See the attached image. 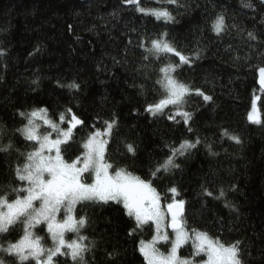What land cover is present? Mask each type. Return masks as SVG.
I'll use <instances>...</instances> for the list:
<instances>
[{
	"label": "trees",
	"instance_id": "obj_1",
	"mask_svg": "<svg viewBox=\"0 0 264 264\" xmlns=\"http://www.w3.org/2000/svg\"><path fill=\"white\" fill-rule=\"evenodd\" d=\"M248 2L255 11L244 6ZM152 4L173 19L145 15L124 0H0V51L5 53L0 56V147L12 144L0 152V196L7 194L10 201L24 196L12 188L24 187L14 169L34 147L17 131L27 125V114L47 109L52 121L71 113L84 121L61 149L68 162L82 157L90 134L104 131V122L114 118L105 154L111 173L124 168L151 181L164 204L174 197L183 200L189 231L207 232L225 244L239 240L247 264H264V92L258 84L264 44L247 35L251 31L264 39V6L259 0H140L145 9ZM220 15L225 29L217 35L212 26ZM158 39L170 42L190 63L173 53L146 51ZM169 64L178 65L171 74L176 80L213 98L185 96L182 110L193 114L188 124L174 111L146 110L164 97L158 81ZM73 82L79 90L68 87ZM255 103L260 123L248 119ZM197 139L195 148L177 153L179 168L152 176L173 148ZM74 214L88 218L77 235L78 241L87 237L83 264H147L139 248L141 241L153 239V227L130 236L135 222L122 204L87 201ZM21 236L20 225H14L0 235V246ZM0 258L20 264L3 252ZM54 261L81 264L70 255Z\"/></svg>",
	"mask_w": 264,
	"mask_h": 264
},
{
	"label": "snow or ice",
	"instance_id": "obj_2",
	"mask_svg": "<svg viewBox=\"0 0 264 264\" xmlns=\"http://www.w3.org/2000/svg\"><path fill=\"white\" fill-rule=\"evenodd\" d=\"M168 2L175 3L176 0H168ZM124 3L135 5L136 10L145 15L173 19L171 13L166 9H145L141 7L140 0H124ZM259 3L264 6V0H259ZM244 6L255 11V6L251 2L246 3ZM212 27L217 35L223 32L225 29L224 16H218ZM247 35L249 40L264 44V39L258 38L256 33L249 31ZM151 45V48L146 49V51L156 54L173 53L179 57L181 63H190V58L181 55L167 40H152ZM3 55L5 53L0 51V56ZM198 58L199 55H197ZM177 66L169 64L161 69L164 77L158 83L162 85L167 94L158 103L148 106L146 110L155 115L156 112L161 111L168 105H173L177 107L175 115L181 116L184 123L188 124L192 120L193 114L181 110L180 107L185 103V96L195 92V94L203 97L205 101L211 102L213 98L199 89L193 90L189 85L176 80L171 73L175 72ZM258 71L259 83L264 87V67H259ZM33 83L38 82L33 81ZM68 87L79 90L80 86L73 82ZM67 111L71 112V109ZM257 113L258 109L254 104L253 111L248 116L250 122H261ZM20 115L25 116V113H20ZM27 117L28 124L17 129V131L26 140L33 141L34 147L33 151L25 155L23 166L17 165L14 169L15 179L27 182V186L12 188V192H24L26 195L23 197L16 196L11 201L8 199L7 194L0 196V234L8 233L11 227L21 223L23 235L16 243L10 242L7 248L0 246V252L17 258L20 264L30 258L34 259L36 264H58L54 261V257L58 255H70L73 261L79 260L83 264L84 253L88 251V247L82 241L86 240L87 237L80 236L79 241L81 242L76 240L66 241L64 238L66 232L79 233V230L88 223L87 217L77 218L75 216L74 206L81 201H93L103 204L112 201L122 204L126 210V215L134 219L135 226L128 233L130 236L150 221L155 224L157 236L150 242L141 241L140 243L139 251L147 260V264H193L192 260L183 259L178 255V249L189 238L184 222L180 219L183 215L185 202L174 200L167 205V210L171 213V228L175 233V240L172 243L170 252L165 255L155 247L160 239L168 240L167 234L161 233L164 214L161 212L160 196L156 188L152 186L151 181L134 176L124 168L116 170L114 174L109 173L112 165L104 160L107 140L101 137L111 136L113 127L117 123L114 118L104 122V131L97 130L90 134L83 144L86 149L83 157V167H77L80 160L65 161L61 155L60 145L67 144L71 137V128L82 125L84 121L73 114L71 116V127L68 130H62L56 123L47 118V109L34 110L27 114ZM169 118L174 119L175 116ZM37 119L43 120L44 124L56 131L57 138L53 140L50 133L40 134L39 126L35 123ZM60 120L63 122V115H61ZM189 131H191V128H189ZM224 135H228L227 131ZM230 139L237 144L242 143L239 136L232 135ZM199 143V139L195 143L185 140L178 148H173L165 161L155 168L152 176L155 177L156 173L162 170L168 172L173 168H179L180 165L174 162L177 153L183 156ZM10 148H12L11 143L5 147H0V152H8ZM127 149L135 154V149L131 144L127 145ZM53 152H55V155H52ZM89 170L95 173L94 183H86L82 180L83 174ZM169 190L174 195L179 194L175 187ZM205 194L208 196L213 195L207 189H205ZM219 195L221 197L225 195L222 189ZM35 201L40 202L39 206H35ZM61 208L65 209L66 214L62 220H58L57 216ZM42 223L46 224L47 232L54 243L52 248L46 249L41 244L42 237L35 235L33 232V229ZM193 232L195 234L193 241L196 249L195 254H206L205 264H247L243 250L240 247L241 241L237 240L225 244L218 238L210 237L207 232H197L195 230ZM64 249L68 251L65 252ZM112 255L113 253H109L110 257ZM0 264H8V262L0 258Z\"/></svg>",
	"mask_w": 264,
	"mask_h": 264
},
{
	"label": "rangeland",
	"instance_id": "obj_3",
	"mask_svg": "<svg viewBox=\"0 0 264 264\" xmlns=\"http://www.w3.org/2000/svg\"><path fill=\"white\" fill-rule=\"evenodd\" d=\"M157 4H158V2H156ZM154 4H152L151 5V8L152 9H162L161 7H158V6H153ZM153 6V7H152ZM161 18H163V17H161ZM155 56H157V54L155 53ZM172 74V73H171ZM163 77H164V73L162 74V78H161V80L163 79ZM161 88H162V91H163V93H164V97L166 96V92H165V90H164V88L162 87V85H161ZM183 106V105H182ZM182 106H180L181 107V110H182ZM255 107L256 108H258L257 107V104L255 103ZM169 110H171V111H174V112H176L177 111V107L176 106H173V105H168L167 107H165L164 109H162L161 111L162 112H165V111H169ZM252 111H253V108H252ZM251 111V112H252ZM73 114L71 113L70 115H64L63 117H64V120H63V122H61V120H60V118L57 120V121H53L54 123H56L57 125H58V127L60 128V129H62V130H68L70 127H71V124H72V120H71V116H72ZM258 116H259V114H258ZM28 118V117H27ZM47 118H48V116H47ZM49 119V118H48ZM51 120V119H50ZM35 123H36V125H38L39 126V132H40V134H45V133H50V135H51V138L54 140V139H56L57 138V132L56 131H53L51 128H49L46 124H44V122H43V120H40V119H37V120H35ZM27 124H28V121H27ZM79 125H76L75 127H72L71 128V137H70V139H69V141L71 140V138H72V136H73V134H74V132H75V130H76V128L78 127ZM102 139H106L107 141H108V137H101ZM68 141V142H69ZM33 142V141H32ZM65 144H61L60 145V149H62V147L64 146ZM106 149H107V144H106ZM85 153H86V149H85V151H84V154H83V156L82 157H80V158H78L79 160H80V164H78L77 165V167H83V157H84V155H85ZM105 154H106V150H105ZM105 154H104V160H105ZM52 155H55V152H53L52 153ZM61 155H62V153H61ZM106 162V161H105ZM109 173L110 174H113V173H111L110 172V169H109ZM89 175H91V177L89 176ZM89 178V181L87 180H85V178ZM47 178V177H46ZM82 180L84 181V182H86V183H94L95 182V173L94 172H92L91 170H89L88 172H85L84 174H83V176H82ZM23 182V184H24V187H26L27 186V182H24V181H22ZM26 195V193H24V196ZM174 197V196H173ZM174 200H175V197H174ZM84 202H87V201H81V202H79V203H77L75 206H74V209H73V211L75 212V209H76V207L79 205V204H81V203H84ZM39 201H35L34 202V204H35V206H39ZM167 205L168 204H164L162 201H161V199H160V206H161V212L164 214V221L162 222V224H161V233L162 234H164V233H166L167 234V236H168V240L167 241H164L163 239H160L159 241H157V243L155 244V247L160 251V252H162V253H164L165 255H167L169 252H170V250H171V246H172V243H173V241L175 240V233H174V231H173V229L170 227L171 226V217L168 215V212H167ZM65 214H66V212H65V209L64 208H61V210H60V212L58 213V216H57V219L58 220H62L63 218H64V216H65ZM21 219H23V218H21ZM181 220H182V222H184L183 221V219L182 218H180ZM15 225H20V229H21V234L23 235V226H22V224L21 223H17V224H15ZM148 225H152V227H153V230H154V237H153V239L157 236V231H156V226H155V224L153 223V222H149L148 224H145V225H143V227H145V226H148ZM184 227H185V230L188 232V234H189V238H188V240L184 243V244H182L181 245V247L178 249V255L181 257V258H183V259H190V260H192L193 261V264H205V262H206V260H207V256H206V254H204V253H201L200 255H196L195 253H196V249H195V247H194V243H193V241H194V239H195V234H194V232H192V231H189L188 229H187V227H186V225H185V223H184ZM81 230V229H80ZM79 230V231H80ZM33 232H34V234L35 235H37V236H39V237H42V240H41V244L47 249V248H52V247H54V243H53V241L51 240V237H50V234H48V232H47V228H46V224H39V225H37L34 229H33ZM4 234V233H3ZM47 235V237H48V239L47 238H44L42 235ZM0 235H2V234H0ZM77 235H78V233H76V232H66L65 233V236H64V238H65V240L66 241H72V240H76V241H78V239H77ZM20 239V238H19ZM18 239V240H19ZM152 239V240H153ZM17 240V241H18ZM151 240V241H152ZM16 241V242H17ZM16 242H14V243H16ZM78 242H81V241H78ZM150 242V241H149ZM8 247V245L7 246H5L4 248H7ZM187 247V248H186ZM184 248H186V250H185V254H183L182 253V250L184 249ZM67 249H64L63 251H66ZM68 251V250H67ZM4 255H7V254H5L4 253ZM57 257V256H56ZM56 257H54V260H55V258ZM23 263H27V264H36V261L34 260V259H29V260H27V261H24Z\"/></svg>",
	"mask_w": 264,
	"mask_h": 264
},
{
	"label": "water",
	"instance_id": "obj_4",
	"mask_svg": "<svg viewBox=\"0 0 264 264\" xmlns=\"http://www.w3.org/2000/svg\"><path fill=\"white\" fill-rule=\"evenodd\" d=\"M259 80H260V76H259ZM259 80H258L259 87H260V89L264 92V87H262V86L260 85ZM184 209H185V206H184ZM184 209H183V215H184ZM167 212H168V210H167ZM168 215L171 217V213L168 212ZM183 215H182V217H183ZM182 217H180V218H182ZM170 227H171V226H170Z\"/></svg>",
	"mask_w": 264,
	"mask_h": 264
}]
</instances>
